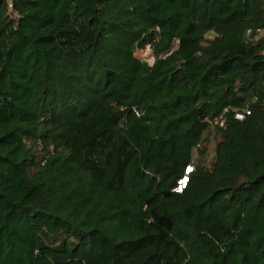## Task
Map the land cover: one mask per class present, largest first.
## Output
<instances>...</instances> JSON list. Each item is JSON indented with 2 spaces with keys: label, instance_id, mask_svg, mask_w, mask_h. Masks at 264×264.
Instances as JSON below:
<instances>
[{
  "label": "trees",
  "instance_id": "trees-1",
  "mask_svg": "<svg viewBox=\"0 0 264 264\" xmlns=\"http://www.w3.org/2000/svg\"><path fill=\"white\" fill-rule=\"evenodd\" d=\"M0 264H264V0H0Z\"/></svg>",
  "mask_w": 264,
  "mask_h": 264
},
{
  "label": "rangeland",
  "instance_id": "rangeland-1",
  "mask_svg": "<svg viewBox=\"0 0 264 264\" xmlns=\"http://www.w3.org/2000/svg\"><path fill=\"white\" fill-rule=\"evenodd\" d=\"M137 56L141 59H145V60L147 59L148 61L153 62V56L150 50L140 52L137 54Z\"/></svg>",
  "mask_w": 264,
  "mask_h": 264
},
{
  "label": "built area",
  "instance_id": "built-area-1",
  "mask_svg": "<svg viewBox=\"0 0 264 264\" xmlns=\"http://www.w3.org/2000/svg\"><path fill=\"white\" fill-rule=\"evenodd\" d=\"M236 118L238 120H243L245 118V115L243 113H238ZM188 169H191V168H188ZM185 186H186V179L179 182L178 191H182V189L185 188Z\"/></svg>",
  "mask_w": 264,
  "mask_h": 264
},
{
  "label": "clouds",
  "instance_id": "clouds-1",
  "mask_svg": "<svg viewBox=\"0 0 264 264\" xmlns=\"http://www.w3.org/2000/svg\"><path fill=\"white\" fill-rule=\"evenodd\" d=\"M187 170H189V169H187ZM187 173H190V172H187ZM185 179H187V180H188V178H184L183 180H185ZM183 180H182V181H183ZM187 183H188V182H186V185H187Z\"/></svg>",
  "mask_w": 264,
  "mask_h": 264
}]
</instances>
